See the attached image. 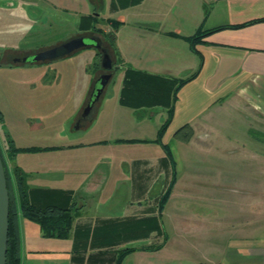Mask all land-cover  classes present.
I'll list each match as a JSON object with an SVG mask.
<instances>
[{
	"label": "crops",
	"instance_id": "0c3cea01",
	"mask_svg": "<svg viewBox=\"0 0 264 264\" xmlns=\"http://www.w3.org/2000/svg\"><path fill=\"white\" fill-rule=\"evenodd\" d=\"M66 14L76 18L77 33H98L80 29L84 15L121 22L114 31V46L104 35L120 75L116 93L120 106L114 108L112 124L128 120L139 125L153 121L160 112H165V117L154 137L75 138L45 144L8 133L7 124L12 118L17 127H25L21 121L27 120L26 128L31 131L46 129L42 101L34 104V95H9V101L0 100V145L14 185L15 169H20L32 203L73 204L75 212L68 237H57L45 235L40 224L19 208L21 264H264V235L255 227L251 232L231 228L224 249L226 207L217 196L215 204L205 198L193 202L191 188L186 186L185 191L181 187L183 195H178L182 201L174 199L178 169L173 151L172 155L165 146L170 147L171 141L191 146L207 143L212 133H218V121L228 109L249 119L255 124L254 131L264 134V0H0V36L8 39L18 18L36 22L59 20V16L65 19ZM112 20L103 24L108 26H102L104 31L111 33ZM198 34L201 36L193 44L191 37ZM0 48V67L27 65L12 59L17 52L7 41L0 39ZM98 62L95 77L102 71ZM180 81L185 82L174 98ZM27 97L29 105L19 120ZM88 98L89 94L83 107ZM172 104L171 121L159 138ZM100 111L101 105L94 108L89 124ZM179 131L182 138L176 136ZM130 144H156L161 149L132 156ZM253 145L242 157L264 158V139ZM14 147L43 149L14 152ZM199 156L206 159V155ZM220 167L217 173L223 170V165ZM233 169L239 176L256 173L249 167ZM196 181L206 185L203 180ZM170 185V195L161 209V197ZM237 186L234 191H254L245 184ZM167 202H175L180 209H195L196 216L191 217L193 222L185 233L207 239L214 232L211 239L217 242L208 251H162L169 237L162 220ZM253 216L241 223L263 221ZM134 241L144 242L129 245ZM129 248L132 250L124 251Z\"/></svg>",
	"mask_w": 264,
	"mask_h": 264
},
{
	"label": "rangeland",
	"instance_id": "374dc122",
	"mask_svg": "<svg viewBox=\"0 0 264 264\" xmlns=\"http://www.w3.org/2000/svg\"><path fill=\"white\" fill-rule=\"evenodd\" d=\"M58 12L61 11L59 10ZM66 17L61 19V16H59V20L40 19L36 22L24 21L18 18L12 26L14 31L11 30L8 39L5 36L3 37V35L0 36V39L2 42L7 41L17 54L22 55L25 52L45 49L75 35L86 33H77L74 15L70 14L68 16L66 14ZM25 24H31L32 26L24 28ZM102 26L108 27L103 24ZM91 34L99 37L109 51L113 50L108 47V42L105 40L103 33ZM99 53L100 50L98 48L90 46L81 48L65 57L39 64H27L13 68L1 66L0 100L8 99L7 101H9V95H34V104L42 101L44 106L42 112L47 113L48 127L46 129L31 131L29 127L26 128L27 120H24L25 122L21 121L25 127H17L13 124L12 118H10L7 119V122H10L7 123L10 128L8 133L18 134L19 138L27 142L45 144L67 143L75 138L154 137L159 123L165 117V112L157 114L153 121L148 120L139 125L136 123L129 124L128 120L126 123L115 122V124H112L113 117H115L114 108L120 106L116 95L120 77L119 70L115 72L103 93V95L107 96H103L102 98L104 99L100 100L97 105H101L98 118L89 124L92 117L89 116L82 122L83 125H78L79 119L75 120V117L79 112H82L86 96L90 94L89 92L91 91L89 90L90 88L92 90L94 81L97 78L95 77V61H101V53L100 55ZM111 55L114 57L112 52ZM24 100L21 105L20 115L24 114L27 105H29L27 103L28 97L27 101ZM126 111L132 114L131 109ZM22 117L24 116L21 115L17 118L23 120ZM254 125L249 119L241 116L240 113L228 109L222 113V117L218 121V133H212L207 143L191 146L185 143L169 142L178 169L177 183L174 185L176 190L174 197H176L173 198L176 201L181 200L178 196L183 195L181 187L185 191L184 187L190 186V195L193 198L190 201L198 202L205 198L210 203L215 204L216 196L219 201H223L226 207L224 209V226L226 228L223 242L224 249L228 246L229 234L231 235L232 233L230 231L231 228L241 227L245 231H250L251 228L255 227L258 234L264 235V158L248 160L242 157L243 153H248L249 150H252L256 141L260 142L261 139H264V134L254 131L252 128L255 127ZM143 128H145L144 131H142ZM136 145L130 144L128 146V151L133 152L132 156H139L138 154L148 151H154L155 154L159 151L158 148L161 149L156 144ZM237 146L240 151L233 152V149L237 148ZM200 154L206 155L204 156L206 159L200 157ZM128 162L131 163V159ZM220 164L223 165V170H221V173H217ZM235 167H249L256 169V173L252 176H239L233 169ZM196 180H203L206 185L201 186L200 182ZM216 184H219V187ZM244 184L248 188L251 187L250 189L254 191L248 192L245 188L241 192L234 191V188H238L236 185ZM169 203H166L162 211L163 225L167 236H169L162 251H208L211 245L217 242L211 239L215 237V233L212 232L207 235V239L201 234L185 233L189 222H193L191 217L196 216V212L192 211L195 209L189 207L180 209L176 207L175 202ZM236 206L237 208L240 206L244 207L236 209V212ZM240 209L242 212L239 211ZM253 214L257 216V219L262 218L263 221L258 220L256 225L241 223L243 218L245 220L255 218ZM134 242L129 245L141 244L144 241Z\"/></svg>",
	"mask_w": 264,
	"mask_h": 264
},
{
	"label": "trees",
	"instance_id": "16d2710c",
	"mask_svg": "<svg viewBox=\"0 0 264 264\" xmlns=\"http://www.w3.org/2000/svg\"><path fill=\"white\" fill-rule=\"evenodd\" d=\"M112 19H101L98 18L96 15L89 14L84 15L82 17V22L80 24V29L82 31L85 30H92L94 32L103 33L107 39L110 40L111 44L114 46V31L119 27L120 21L113 19V29L110 32L104 31L102 25L107 22H110ZM201 32V31H200ZM200 34L191 37L192 43L195 44L196 40L200 38ZM185 81H180L176 88H175V97L179 87ZM169 117L162 125L160 130V137L161 138L171 121L173 115V104L170 106ZM183 131V130H182ZM182 132H177L176 136L178 138H182ZM168 152L172 154V150L168 145H165ZM42 147H14L12 151H36L41 150ZM0 152L3 158L4 166L6 169V176L8 182V189L10 194V213H9V239H8V250H7V264H21L20 258V238H19V224H18V210L22 211L24 215L27 217L36 220L44 234L47 236H57V237H68L72 220L75 216V212L73 211V204L69 206H60L55 204H49L45 206H38L32 203L29 200L28 192H27V185L25 182V175L20 169H15V176H16V185H14V181L5 160L3 148L0 145ZM173 155V154H172ZM17 188V189H16ZM172 189V185L168 187V189L163 193L161 197V209L168 199L170 192ZM19 199V205H18ZM132 248L126 249L124 251H131Z\"/></svg>",
	"mask_w": 264,
	"mask_h": 264
},
{
	"label": "water",
	"instance_id": "95a60500",
	"mask_svg": "<svg viewBox=\"0 0 264 264\" xmlns=\"http://www.w3.org/2000/svg\"><path fill=\"white\" fill-rule=\"evenodd\" d=\"M93 46L98 48L101 53V67L103 71L94 81L93 88L89 94L88 101L84 106L79 117V126L83 121L91 116L94 108L100 102L107 85L112 80L119 66L115 63L111 52L104 47L102 40L97 36L85 34L76 35L67 40L36 52L28 53L23 58L16 61L22 63H40L54 60L70 55L81 48ZM9 213H10V194L6 176V169L0 152V264H7V250L9 239Z\"/></svg>",
	"mask_w": 264,
	"mask_h": 264
},
{
	"label": "flooded vegetation",
	"instance_id": "af4514ba",
	"mask_svg": "<svg viewBox=\"0 0 264 264\" xmlns=\"http://www.w3.org/2000/svg\"><path fill=\"white\" fill-rule=\"evenodd\" d=\"M85 35H88V36H96V35H94V34H91V33H84ZM78 35H80V34H78ZM76 36V35H75ZM104 47H106L105 45H104ZM38 51V50H37ZM32 52H36V51H31V52H26V53H24V54H22V55H19V54H17V55H15V56H13L12 57V59L13 60H16V59H18V58H23L25 55H27L28 53H32ZM46 62V61H45ZM19 63H22V62H19ZM40 63H43V62H40ZM26 64H39V63H29V62H27Z\"/></svg>",
	"mask_w": 264,
	"mask_h": 264
}]
</instances>
